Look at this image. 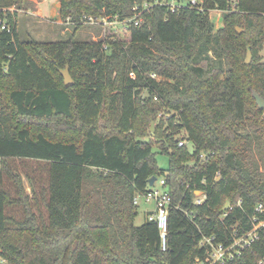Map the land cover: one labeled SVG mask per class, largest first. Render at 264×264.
I'll return each mask as SVG.
<instances>
[{
    "label": "trees",
    "instance_id": "16d2710c",
    "mask_svg": "<svg viewBox=\"0 0 264 264\" xmlns=\"http://www.w3.org/2000/svg\"><path fill=\"white\" fill-rule=\"evenodd\" d=\"M23 1L0 0V9H22ZM144 1L153 0H60L59 14L76 32L84 17L130 19ZM197 1L203 11L148 9L138 27L127 26L128 41H23L16 14L6 11L12 33L0 31L4 264H194L205 257L201 233L228 244L234 226L243 234L251 218L264 222L256 212L264 207V119L253 98L264 100V0ZM211 11L223 13L222 28L214 30ZM66 67L71 88L59 73ZM181 131L191 154L173 140ZM158 155L168 157L166 169ZM26 163L37 167L24 172L29 194L17 168ZM151 178L165 179L172 200L164 252L154 223H134V198ZM197 191L207 194L198 207ZM237 201L221 220L224 205ZM263 256L259 230L230 264H256Z\"/></svg>",
    "mask_w": 264,
    "mask_h": 264
},
{
    "label": "built area",
    "instance_id": "2783aa9c",
    "mask_svg": "<svg viewBox=\"0 0 264 264\" xmlns=\"http://www.w3.org/2000/svg\"><path fill=\"white\" fill-rule=\"evenodd\" d=\"M156 5L167 6L172 13L175 10L181 9L182 7H189L190 9L196 8L199 11H203L197 0H190L189 2H183V0H153L151 2L144 1L143 3L135 5L132 8V16L130 19L124 20L123 24H126L127 26L133 25L138 27L143 20V18H141L143 13ZM82 20V23L100 25L103 27L112 24L108 23L110 19L105 17H84ZM0 31L9 34L12 33V28L7 20L5 9H0ZM103 48L105 50L107 46L105 45ZM131 77L134 78V74H131ZM151 77L152 79H157L156 75H151ZM188 144V140H181L178 143V146L184 147ZM156 185H158V187H156ZM137 195L143 198L144 203L153 204V211H150L148 214L147 221L154 223L156 228H158L160 245L162 251L164 252L167 249L166 238L168 231L167 223L170 211L169 208L172 206L170 193L165 187V179L162 178L161 180L156 181L153 186L148 185V188L143 194ZM194 195L195 199L193 203L197 207L198 205L204 204V202L207 200V194L203 191H197L194 193ZM240 204L241 202L237 201L233 206L229 205V209L224 210V213L221 215V220L228 217L236 207L240 206ZM133 205L138 207V199L136 197L134 198ZM256 212L264 213V207L261 204H258L256 206ZM250 225H252L251 231L243 234H240L236 226H234L229 234L230 242L228 244L217 241L215 237H208L201 233V238L198 244L200 248L205 250V257L202 260L196 259L194 264H230L234 262L235 259L239 258L245 250L251 248V245L255 243V241L258 239L259 230H264V222L258 221L256 217L251 218ZM0 263H5L1 255ZM256 264H264V256L260 258Z\"/></svg>",
    "mask_w": 264,
    "mask_h": 264
},
{
    "label": "rangeland",
    "instance_id": "374dc122",
    "mask_svg": "<svg viewBox=\"0 0 264 264\" xmlns=\"http://www.w3.org/2000/svg\"><path fill=\"white\" fill-rule=\"evenodd\" d=\"M22 4V9L16 10L14 8H11L5 10L11 11L10 13L16 14L15 19L17 22L16 28L18 36L19 39L23 41L35 39L36 41L40 42L52 43L68 40L69 36L71 35H73V38H75L76 41L80 42H99L104 40L128 41L129 36L126 32L127 25L123 24L124 20L120 21L116 17L111 18L110 16H104L105 18L110 19L108 23H112L111 25L103 27L100 25L83 23L82 27L75 32L73 26L70 25L69 21L61 20L59 14V0H25V2H22ZM222 14L223 13H220L218 11L209 12L210 19L214 25V30H218L223 27ZM239 31L241 32L240 29ZM261 57L264 60V50L261 53ZM160 117L161 114L158 115L157 121L155 123H151L150 125V129L148 132L151 133V137H153L152 134L155 130V127L157 126V122ZM173 140H175L177 143H179L181 140H187L186 133L184 131H181L180 133H178V135L173 137ZM185 147L188 149L189 154H191L193 151L192 145L189 143ZM156 158L158 167L166 169L168 166V157H166L165 155H158L156 156ZM17 168L19 175L23 179L25 191L29 194V184L27 182V179H25L24 172L31 173L33 171H37V167L35 164L26 163L23 166L22 164H18ZM156 187H158V185H156ZM135 197L138 199V216L135 219L134 223L135 226H140L145 221L146 212L153 211V204L144 203L143 198L138 195H136Z\"/></svg>",
    "mask_w": 264,
    "mask_h": 264
},
{
    "label": "water",
    "instance_id": "95a60500",
    "mask_svg": "<svg viewBox=\"0 0 264 264\" xmlns=\"http://www.w3.org/2000/svg\"><path fill=\"white\" fill-rule=\"evenodd\" d=\"M237 32L239 34L241 33L239 30ZM250 60H251V53H250V51H248L245 63H249ZM59 73L61 74V76L63 78L64 87L65 88H71V86L74 84V80L72 79V76L69 73V68L66 67L63 70H60ZM253 98H254V101L256 102L258 109L263 113V119H264V100L257 94H253ZM152 128H153V125H152ZM156 181H157L156 178H151L148 181V185L153 186ZM228 207H229V204L226 203L225 207H224L225 210L229 209Z\"/></svg>",
    "mask_w": 264,
    "mask_h": 264
},
{
    "label": "crops",
    "instance_id": "0c3cea01",
    "mask_svg": "<svg viewBox=\"0 0 264 264\" xmlns=\"http://www.w3.org/2000/svg\"><path fill=\"white\" fill-rule=\"evenodd\" d=\"M35 1H36V0H35ZM59 1H60V0H59ZM149 213H150V211H147V212H146L145 220H147V216H148ZM144 222H145V221H144ZM144 222H143V223H144ZM143 223H142V224H143ZM142 224H141V225H142Z\"/></svg>",
    "mask_w": 264,
    "mask_h": 264
}]
</instances>
